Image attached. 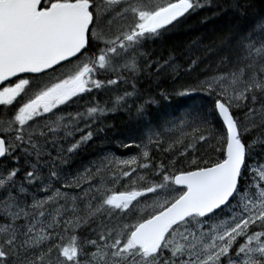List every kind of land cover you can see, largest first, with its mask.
<instances>
[{
    "label": "snow or ice",
    "instance_id": "1",
    "mask_svg": "<svg viewBox=\"0 0 264 264\" xmlns=\"http://www.w3.org/2000/svg\"><path fill=\"white\" fill-rule=\"evenodd\" d=\"M206 2L0 0V264H264V22L192 83L198 61L149 48ZM117 109L139 154L71 170Z\"/></svg>",
    "mask_w": 264,
    "mask_h": 264
},
{
    "label": "trees",
    "instance_id": "2",
    "mask_svg": "<svg viewBox=\"0 0 264 264\" xmlns=\"http://www.w3.org/2000/svg\"><path fill=\"white\" fill-rule=\"evenodd\" d=\"M201 2L205 3V0H201ZM239 3L241 7L237 8L236 0H207L205 7L183 18L175 27L165 32L160 39L150 43L149 48L163 56H168L171 53L177 58V63L182 68H188L189 62L192 60L198 61L199 66L184 75L180 84L204 79L205 75L217 71L219 57L215 53L223 43L227 42L228 37L241 29L252 30L253 27L258 29L259 24L264 22V0H239ZM158 81L162 85L159 90L172 86V80L167 75L161 76ZM156 82L142 79L138 84V88L145 93V99L148 95H155ZM176 86L179 87V84ZM123 87L121 86V88ZM116 94L118 93L112 94L113 99ZM101 99L107 101L109 95L103 94ZM194 103L193 100L177 97L171 104L164 102L160 109L152 108L150 111L154 118L163 111H167L172 116H180L187 105ZM68 111H73V109L70 108ZM103 124L108 125L104 132L98 139L82 146L79 154L72 157V162L90 161L100 153L102 145L121 154H139L140 148L135 145L140 144L143 139L142 126L137 125L127 111L117 109L104 119ZM217 127H220L219 124ZM260 131L253 132V137L258 136ZM183 132H191V129L185 127ZM181 134L179 129H173L172 136L164 137V139H178ZM123 145L129 146L124 147ZM167 147L168 144L165 143L159 151L154 150L155 158L171 159L172 155L164 152Z\"/></svg>",
    "mask_w": 264,
    "mask_h": 264
},
{
    "label": "rangeland",
    "instance_id": "3",
    "mask_svg": "<svg viewBox=\"0 0 264 264\" xmlns=\"http://www.w3.org/2000/svg\"><path fill=\"white\" fill-rule=\"evenodd\" d=\"M150 2H153V0H150ZM155 2H159V0H155ZM100 148H101L100 153L96 157L90 159V161L82 162V163H80L78 161H76V163L72 162L71 170H76V169L82 170L83 166H93V165H97V164H99L101 167H103L104 164H107L108 161L111 160V158L113 156L117 160H126V159L130 158L131 156L136 155V154H121V153H118L116 151L111 150L110 148L108 149L106 145H102ZM105 157H107V159H105ZM112 167L113 168L116 167L115 162L112 163Z\"/></svg>",
    "mask_w": 264,
    "mask_h": 264
},
{
    "label": "bare ground",
    "instance_id": "4",
    "mask_svg": "<svg viewBox=\"0 0 264 264\" xmlns=\"http://www.w3.org/2000/svg\"><path fill=\"white\" fill-rule=\"evenodd\" d=\"M167 48V47H166ZM124 154V153H123ZM127 154V153H126Z\"/></svg>",
    "mask_w": 264,
    "mask_h": 264
}]
</instances>
